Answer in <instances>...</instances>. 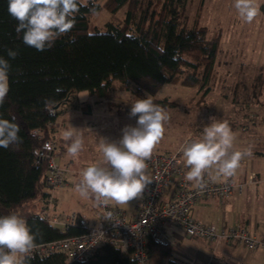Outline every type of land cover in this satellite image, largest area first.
Listing matches in <instances>:
<instances>
[{"label": "trees", "instance_id": "16d2710c", "mask_svg": "<svg viewBox=\"0 0 264 264\" xmlns=\"http://www.w3.org/2000/svg\"><path fill=\"white\" fill-rule=\"evenodd\" d=\"M190 1L106 0L101 4L79 0L75 26L50 49L40 52L23 43V33L17 34V21L8 13V0H0V57L11 65L10 90L0 105V118L18 124L22 138L18 145L0 147V217L15 213L24 218L37 234L36 245L87 230L80 224L68 227L54 224L43 212L44 208L57 209L56 199L52 206L45 204L48 162L42 154L54 143L50 149L56 159L61 147L54 133L56 121L63 109L80 106L73 98L77 91L88 90L107 97L114 82L119 81L135 101L155 94L167 83L199 86L204 89L202 97L211 90L221 38L210 37L198 20L188 23L185 10ZM103 6L112 12L126 6V18L121 24L108 22L106 31L91 30L90 14ZM138 10L142 14L137 19ZM160 48L164 49L163 54L158 51ZM9 49L18 52L15 59L8 57ZM177 53L180 58L174 62L172 57ZM153 99L164 107L178 105L168 98ZM56 107H60L57 112L50 111ZM81 107L86 113L92 112L89 103H81ZM229 121L233 122L230 118ZM244 189L233 195L242 194ZM98 207L101 211V206ZM23 259L24 264H139L131 250L121 251L110 243L100 246L85 261L68 260L63 252ZM148 264L190 263L175 254L170 241L152 239Z\"/></svg>", "mask_w": 264, "mask_h": 264}, {"label": "clouds", "instance_id": "9594fccd", "mask_svg": "<svg viewBox=\"0 0 264 264\" xmlns=\"http://www.w3.org/2000/svg\"><path fill=\"white\" fill-rule=\"evenodd\" d=\"M233 6L245 23H252L260 14L257 0H234ZM79 9V0H8L7 10L17 21V34L23 33V43L43 52L71 31ZM158 51L163 54L164 49ZM7 55L15 59L18 52L9 49ZM179 58L178 53L172 57L174 62ZM10 68L9 60L0 57V105L10 90ZM129 116L136 118V126H125L118 141L101 138L98 149L102 161L85 167L75 185L82 198L93 200L97 206L107 207L110 202L126 205L141 198L152 183L146 162L164 137L169 113L154 102L152 95H147L135 99ZM209 119L201 136L187 139L180 149L184 167L188 169L185 181L201 189L207 184L206 176L213 172V178L234 177L242 160L252 154L251 146L234 150L236 136L227 121ZM19 131L18 124L0 118V147L7 149L22 143ZM62 136L65 141H70L67 155L78 158L84 148L82 131L71 126ZM111 215L108 212L105 218L110 219ZM36 238L37 234L20 215L11 213L0 217V264H24L23 258L30 256L36 247Z\"/></svg>", "mask_w": 264, "mask_h": 264}, {"label": "rangeland", "instance_id": "374dc122", "mask_svg": "<svg viewBox=\"0 0 264 264\" xmlns=\"http://www.w3.org/2000/svg\"><path fill=\"white\" fill-rule=\"evenodd\" d=\"M95 1L101 4L106 2ZM257 3L260 6V14L252 23H245L233 6L234 0L189 2L185 10L188 23L193 24L198 20L200 25L207 28L210 37L220 36L221 43L210 84L211 90L204 97V89L199 86L169 83L152 95L157 99L168 98L178 103L165 107L170 119L165 125L164 136L180 135V138L184 136L185 139L190 135L200 137L203 128L210 122L209 118L214 117L216 121L225 119L230 122L229 118L233 121L229 125L236 136L234 142L240 140V137L247 138L251 132H255L252 136L258 135L259 141L264 138V0H257ZM126 9L127 7L123 6L112 12L103 6L101 10L90 14V29L106 31L108 22L123 23ZM141 14L142 11L138 10L137 19ZM73 98L76 102L89 103L93 108L91 113L84 112L71 119L72 126L82 131L84 148L75 159V170L69 175L70 185L67 187L68 192L62 195L59 213L62 215L65 212L79 211L92 218L98 210L100 211L99 207L93 200L82 198L75 190V185L85 167L102 161V154L98 149L101 138L118 141L125 126H136V118L129 116L134 100L131 92L123 89L119 81L114 82L111 94L107 97L80 90ZM67 171L66 173L69 172ZM135 201L136 199L126 205L112 203L130 214ZM171 225H166V232L174 244L177 256H186L190 260L189 263L193 264L202 258L201 251H210L206 239L202 241L204 239L192 237L175 240L170 234Z\"/></svg>", "mask_w": 264, "mask_h": 264}, {"label": "built area", "instance_id": "2783aa9c", "mask_svg": "<svg viewBox=\"0 0 264 264\" xmlns=\"http://www.w3.org/2000/svg\"><path fill=\"white\" fill-rule=\"evenodd\" d=\"M58 109L60 107L50 108V111L55 113ZM189 138L194 137L190 135L185 141ZM50 146L42 155L46 156L48 162L44 200L45 204L52 206L56 199V190L68 184L66 178L68 167L53 157ZM146 163L147 174L152 183L146 187L137 202L132 219H127L124 209L111 204L101 207L100 218L92 223L77 211H72L61 218L57 211L44 208L43 212L52 223L65 227L80 224L87 230L82 234L37 244L29 257L63 252L68 260L85 261L100 246L110 243L121 251L131 250L139 264H148L150 240L170 241L166 232L168 224L182 227L188 237L233 240L248 250L264 248V236L254 234L249 228L204 223L198 220L193 212L201 198L219 197L224 200L235 191L242 192L247 180L240 182L227 178L215 181L212 177L206 176V186L198 188L184 179L180 149L169 153L154 151L152 158ZM257 182L256 174L251 173L248 183ZM108 212L112 214L110 219L105 218Z\"/></svg>", "mask_w": 264, "mask_h": 264}, {"label": "crops", "instance_id": "0c3cea01", "mask_svg": "<svg viewBox=\"0 0 264 264\" xmlns=\"http://www.w3.org/2000/svg\"><path fill=\"white\" fill-rule=\"evenodd\" d=\"M77 103H79L80 106L75 107L71 105L61 112L58 120L56 121L54 132L59 139L58 141L61 146L56 153V160L59 163L68 166L69 172L67 171L68 173H66L67 180L69 179V175L75 170L74 164L76 161L67 155V147L70 141H65L63 139L62 133L64 130L72 126V117L81 115L85 112L81 107V103ZM252 134H255V132H251L247 138L240 137V140L234 142V150H243L249 146L252 147L251 156H246L242 160L241 168H239L236 175L232 177L239 181L247 180L244 192L242 194H235L224 200H220L219 198L215 197L201 198L196 203L193 212L195 217L204 223H215L218 226H245L249 228L254 234L258 236H264V138H261L259 141V137H257L258 135L252 136ZM193 137L195 138V135H193ZM196 138H198V136ZM184 141V136L180 138V135H166L156 146L154 151L162 153L174 152L181 149ZM187 170L188 169H186L183 164V175H185ZM251 173L256 174L258 180L257 183H248V177ZM209 176L214 177V172ZM214 179L223 180L226 178ZM69 185L70 183L68 180V184L65 187L59 188L55 192L56 211L58 214H60L59 212L62 195H65L68 192L67 187ZM139 200L140 198L136 199L133 211L130 214L125 211L127 219H132L136 204ZM110 204L113 205L112 202H110ZM68 213L69 212H65L62 215L60 214L61 218H64ZM82 214L85 215L89 223H92L100 218L101 211L98 210V212L92 218L87 216L85 213ZM169 229L171 237L173 236L175 240L182 238H192L185 234V230L182 227L171 225ZM168 238L170 240V236ZM202 239H204L202 241L208 240L210 246L208 251H210L208 253L201 251L200 255L202 258L197 259L193 264H264V248L248 250L244 245L234 241L224 240L219 242L210 239L205 240V238ZM184 259L190 261L189 258H186V256H184Z\"/></svg>", "mask_w": 264, "mask_h": 264}]
</instances>
